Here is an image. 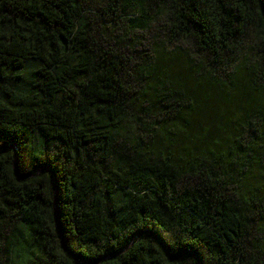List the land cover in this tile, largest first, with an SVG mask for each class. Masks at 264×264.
Masks as SVG:
<instances>
[{"label":"trees","instance_id":"trees-1","mask_svg":"<svg viewBox=\"0 0 264 264\" xmlns=\"http://www.w3.org/2000/svg\"><path fill=\"white\" fill-rule=\"evenodd\" d=\"M0 264H264V0H0Z\"/></svg>","mask_w":264,"mask_h":264}]
</instances>
